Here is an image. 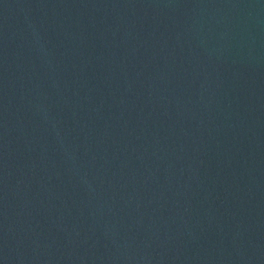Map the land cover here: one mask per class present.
I'll return each mask as SVG.
<instances>
[{
  "label": "water",
  "instance_id": "1",
  "mask_svg": "<svg viewBox=\"0 0 264 264\" xmlns=\"http://www.w3.org/2000/svg\"><path fill=\"white\" fill-rule=\"evenodd\" d=\"M0 264H264V0H0Z\"/></svg>",
  "mask_w": 264,
  "mask_h": 264
}]
</instances>
